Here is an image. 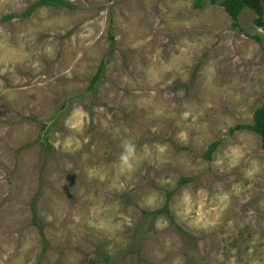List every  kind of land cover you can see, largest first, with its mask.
<instances>
[{
  "label": "rangeland",
  "instance_id": "1",
  "mask_svg": "<svg viewBox=\"0 0 264 264\" xmlns=\"http://www.w3.org/2000/svg\"><path fill=\"white\" fill-rule=\"evenodd\" d=\"M36 1L0 0V264H264L256 13Z\"/></svg>",
  "mask_w": 264,
  "mask_h": 264
},
{
  "label": "trees",
  "instance_id": "2",
  "mask_svg": "<svg viewBox=\"0 0 264 264\" xmlns=\"http://www.w3.org/2000/svg\"><path fill=\"white\" fill-rule=\"evenodd\" d=\"M205 0H199L198 3L199 4H205ZM211 2H215L218 4H221L224 8L225 11L230 15V17L233 20V26L239 27L240 26V14L246 9L249 8L251 10H253L257 17L255 18V23L259 26H261L262 28H264V8L261 4V0H211ZM43 4H65L68 6H72L70 3L64 1V0H38L36 2H34L31 6L30 9H28L29 11L36 8L39 5H43ZM29 13V12H28ZM7 18H11L12 15H8L6 16ZM258 41L261 40V37L259 35H255L254 36ZM102 71H103V63H101L97 73L95 74L92 83L89 87V89H94L95 85L99 82L101 75H102ZM244 129H250L253 130L254 132L258 133L260 135V138L262 140V148L264 150V102L261 104V106H259L255 112H254V120L252 123L249 124H237L236 126H234L231 129V133L232 132H236L239 130H244ZM219 141H215L212 144H210L206 156L207 158L211 159L213 152L216 150V148L219 146ZM192 178L191 177H183L181 178V180L179 181V186L189 182ZM174 190H168L167 191V201L164 204V206L149 211V210H144L145 215H150L152 218L153 217H157L159 215L162 214H166L167 216H169V218L173 219L172 216H170V208H169V203L168 200L171 198L172 194H173ZM39 192H37L38 194ZM33 202H35V199L33 200ZM34 208H36L35 205H33ZM34 224L40 228L41 231H43V225L41 224V222L38 220V217L36 219V212L34 210V216H33ZM104 261H112V259H110V255H106L103 258Z\"/></svg>",
  "mask_w": 264,
  "mask_h": 264
},
{
  "label": "clouds",
  "instance_id": "3",
  "mask_svg": "<svg viewBox=\"0 0 264 264\" xmlns=\"http://www.w3.org/2000/svg\"><path fill=\"white\" fill-rule=\"evenodd\" d=\"M126 153L121 158L124 161L125 164H128L129 157L134 153V147L131 145L126 146Z\"/></svg>",
  "mask_w": 264,
  "mask_h": 264
},
{
  "label": "water",
  "instance_id": "4",
  "mask_svg": "<svg viewBox=\"0 0 264 264\" xmlns=\"http://www.w3.org/2000/svg\"><path fill=\"white\" fill-rule=\"evenodd\" d=\"M261 4H262V6H263V8H264V0H261Z\"/></svg>",
  "mask_w": 264,
  "mask_h": 264
}]
</instances>
